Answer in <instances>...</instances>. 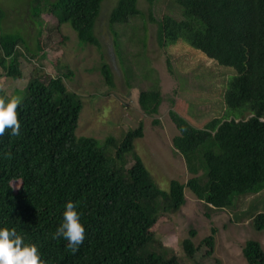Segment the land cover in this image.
Returning a JSON list of instances; mask_svg holds the SVG:
<instances>
[{"label":"trees","instance_id":"1","mask_svg":"<svg viewBox=\"0 0 264 264\" xmlns=\"http://www.w3.org/2000/svg\"><path fill=\"white\" fill-rule=\"evenodd\" d=\"M155 1L145 0L149 6ZM102 2L45 0L35 7L40 3L32 0L30 11L34 16L44 10L51 13L58 26L70 25L81 44L98 47L95 25ZM176 3L179 19L163 15L156 22L158 46L183 42L235 72L225 85L222 118L196 128L169 111L179 133L173 147L192 175L186 183L171 180L168 190L156 186L134 152V140L143 137L142 123L126 132L120 143L112 137L104 142L77 137L82 103L60 76L47 82L35 77L14 91L22 97L17 109L21 131L13 136L6 129L0 136V226L16 227L25 242L37 244L47 264H183L155 239L153 229L160 217L184 205L185 189L216 210L235 206V197L264 190V0ZM134 16H143L137 0H117L108 21L115 26ZM3 19L0 8V77L18 80L23 77L19 58L23 51L29 54L30 47L21 33L3 31ZM40 46L38 42L39 50ZM100 72L112 88L109 65L103 62ZM0 95L12 96L1 88ZM161 102L158 89L139 93V106L147 116L157 114ZM246 113L251 116L243 119ZM13 182L18 183L16 189ZM68 200L78 202L85 226L84 240L76 249L67 247L65 238L51 236ZM252 226L264 230V206ZM215 233L212 228L196 247L195 232L190 230L181 242L185 257L193 259L201 245L208 247L206 255L211 256ZM242 254L247 264H264V250L257 241H246Z\"/></svg>","mask_w":264,"mask_h":264},{"label":"rangeland","instance_id":"2","mask_svg":"<svg viewBox=\"0 0 264 264\" xmlns=\"http://www.w3.org/2000/svg\"><path fill=\"white\" fill-rule=\"evenodd\" d=\"M38 1L40 4L35 7L45 4V0ZM116 2L103 0L101 4L95 25L99 46L95 47L81 44L70 25L58 26L51 13L44 10L39 16L32 15V0H0L4 11L3 31L22 34L30 47L29 54L19 48L23 51L19 58L23 77L12 80L2 76L0 88L7 95H13L32 78L47 82L60 76L67 90L77 94L82 103L75 131L77 137H92L101 142L112 137L120 143L126 132L142 123L143 137L134 140V152L156 186L168 190L171 180L186 183L192 176L173 147L172 140L179 133L169 111L177 112L196 128H202L214 118H222L225 85L235 72L219 66L185 43L158 46L156 22L163 15L181 17L176 0H156L152 6L145 0H137L143 16L110 26L108 17ZM31 54L35 56L32 58ZM103 62L111 69L112 88L100 72ZM68 72L72 75L64 77ZM152 88L159 90L162 102L157 114L147 116L139 106L138 96L141 91ZM248 117L246 113L243 119ZM12 185L15 189L18 187L17 182ZM184 195V205L160 217L153 229L155 239L183 264H216V260L220 264H247L242 249L248 240L259 242L264 250V230L256 231L252 226L253 217L264 206V190L256 195L235 197V206L221 210L208 208L188 189ZM212 228L216 229L213 254L206 255L208 247L201 245L194 258L187 259L181 242L189 237V231L195 232L192 241L199 247Z\"/></svg>","mask_w":264,"mask_h":264},{"label":"clouds","instance_id":"3","mask_svg":"<svg viewBox=\"0 0 264 264\" xmlns=\"http://www.w3.org/2000/svg\"><path fill=\"white\" fill-rule=\"evenodd\" d=\"M21 102L20 95L11 97L0 95V136L6 129L10 130V135H20L21 120L17 109ZM259 212L261 210L257 213ZM84 235L85 226L81 222L78 202L68 200L64 206L63 219L51 236L53 239L65 238L68 241L67 247L76 249L83 242ZM0 264H47V262L41 258L37 244L25 242L24 236L16 227L0 226Z\"/></svg>","mask_w":264,"mask_h":264}]
</instances>
